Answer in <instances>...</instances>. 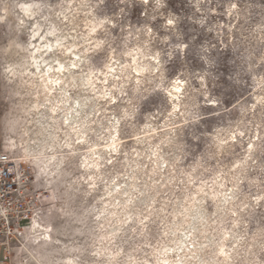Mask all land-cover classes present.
Wrapping results in <instances>:
<instances>
[{"label":"rangeland","instance_id":"rangeland-1","mask_svg":"<svg viewBox=\"0 0 264 264\" xmlns=\"http://www.w3.org/2000/svg\"><path fill=\"white\" fill-rule=\"evenodd\" d=\"M86 1L91 12L103 18V26L94 33L100 44L88 54L92 67L103 69L110 52L118 63L124 50L135 49L138 45L145 52H157L159 56L158 69L146 72L138 88L127 82L123 84L122 92L116 94L115 100L108 104L102 100L99 105L106 109L107 114L110 110L118 113L121 106L128 107L129 113L118 123L120 149L131 151L135 145V132L139 131L141 136V128L147 123L159 131L163 129V122L166 123V117L171 112L167 89L174 83L182 84V107L190 112L185 115L186 120L181 119L176 125L174 141L178 143L180 157L174 167L175 170L181 168L188 172L194 164H200L196 169L197 177L186 191L190 192L193 185L201 181L212 185L214 173L219 170L227 178L224 187L229 188L233 185V181L228 179L234 171L232 165L241 160L246 169L235 189L236 193L239 197L244 194L249 196L251 201L257 194L261 197L257 204L250 203L242 211L245 224L238 227L243 231L245 243L259 230L263 231L264 102L253 101L255 94H264V59H259L264 51V0ZM24 2L37 3L40 11L33 21L46 26L51 13L65 5V0H0V123H4L10 113L17 112L19 108L14 90L17 76L7 80L3 66L13 48L8 46L9 39L21 44L28 40L24 22L17 21L18 6ZM77 2L72 0L71 4L76 6ZM82 16L78 12L75 16L77 23H66L62 30L82 34L85 27L78 20ZM145 61L154 63L150 55ZM192 101L195 104L189 106ZM175 119H180V116L176 115ZM218 132L222 135L235 132L236 137L225 143L221 152L215 153L213 135ZM96 138L93 131L89 133L91 141H96ZM250 141L255 142V146L251 156L246 158ZM74 148L57 153L62 158V165L54 171V181H58V185L55 183L51 192L45 195H39V188L33 183L36 180L32 178L34 170L29 167L22 171L30 195L37 197L39 204V209H34L32 215L41 212L50 224L54 238L53 243L37 247V260L28 264H61L65 255H73L77 264H104V256L95 253L100 232L105 227H99L101 218L93 216L100 204L96 196L100 193L101 182L96 184L94 194H86L87 172L78 162L85 148L82 145ZM123 154H117L112 161L101 165V169H108L109 173L121 170ZM182 188V182L178 181L164 212L157 208L158 201L154 203V210L144 221V227L137 225L138 216L133 214L116 231L107 244L109 252L117 253L115 264H127L132 255L138 262L145 259L152 261L153 257L148 253L164 239L162 230L165 224L160 221V215L168 219L170 205ZM166 194L163 193V196ZM205 207L211 210L212 201L207 200ZM235 217L229 213L215 225L220 230H228ZM13 247L8 260L0 251L1 262L10 264V257L14 256L17 247L16 241ZM258 247L252 260H246L244 264H264V242Z\"/></svg>","mask_w":264,"mask_h":264},{"label":"bare ground","instance_id":"bare-ground-1","mask_svg":"<svg viewBox=\"0 0 264 264\" xmlns=\"http://www.w3.org/2000/svg\"><path fill=\"white\" fill-rule=\"evenodd\" d=\"M71 3L72 0H65V5L55 9L48 19V26L33 21L40 11L36 2L21 3L17 21L24 22L28 40L24 44L14 39L8 41V46L13 48L3 70L7 80L17 76L14 90L19 108L17 112H11L4 123H0V148L10 157L21 185L27 187L22 171L31 167L34 170L32 178L36 179L33 183L39 188V195L51 192L58 182L54 181V171L62 165V158L57 153L82 145L85 151L79 155L78 162L87 172L86 194H94L96 184L101 182L100 193L96 196L100 204L93 216L101 218L99 227H105L100 232L95 253L104 256V264L116 262L117 253L109 252L107 248L116 231L133 214L138 216L137 225L143 226L156 201V207L164 212L178 181L184 188L171 203L168 219L160 215V221L165 224L162 230L164 239L148 251L152 261L143 259L140 263L132 255L127 264H244L246 260H252L256 248L264 242V230H259L245 243L243 231L238 227L245 224L242 211L250 203L257 204L261 197L257 194L251 201L249 196L244 194L239 197L235 191L246 164L237 160L232 165L234 171L228 179L233 181V185L229 188L224 187L227 178L219 170L214 173L212 185L201 181L193 185L190 192L186 191L197 177L196 169L200 164H194L188 172L181 168L175 170L174 167L180 157L178 143L174 141L176 125L181 119L186 120L185 115L190 112L182 107L180 83H174L167 89L171 112L166 117V123L163 122V129L159 131L147 123L141 128V136L139 131L135 132L133 149L121 150L118 123L129 113L128 107L121 106L118 113L110 110L107 114L106 109L99 105L102 100L105 104L115 100L116 94L122 92V86L127 82L138 88L146 72L158 69V53H147L138 45L135 49L124 50L118 63L110 52L103 69L92 67L88 54L100 44L94 33L103 26V18L91 12L86 0H78L76 6ZM78 12L83 14L78 20L83 22L85 31L82 34L63 31L64 24L77 23L75 16ZM148 55L154 63L145 61ZM259 56L260 60L264 59V51ZM253 102H264V94H255ZM194 104L192 101L189 106ZM176 115L180 119H175ZM92 131L96 141L89 139ZM156 135L158 137L153 139ZM235 137V132L214 134L215 153L221 152L223 145ZM254 146L255 142L250 141L246 158L251 156ZM119 153H124L121 170L109 173L108 169H101V165L112 161ZM165 192L167 194L163 196ZM207 200L212 201L211 210L205 207ZM229 213L236 215L233 225L228 230L218 229L215 223L223 221ZM32 214L30 222L5 242L7 260L14 248L13 243L17 242L10 264L36 261L37 247L54 241L51 226L41 212ZM77 263L73 255H65L61 259V264ZM0 264L5 263L0 261Z\"/></svg>","mask_w":264,"mask_h":264},{"label":"built area","instance_id":"built-area-1","mask_svg":"<svg viewBox=\"0 0 264 264\" xmlns=\"http://www.w3.org/2000/svg\"><path fill=\"white\" fill-rule=\"evenodd\" d=\"M20 180L10 157L0 148V251L4 258L5 242L30 222L34 209H39L37 197H32Z\"/></svg>","mask_w":264,"mask_h":264},{"label":"snow or ice","instance_id":"snow-or-ice-1","mask_svg":"<svg viewBox=\"0 0 264 264\" xmlns=\"http://www.w3.org/2000/svg\"><path fill=\"white\" fill-rule=\"evenodd\" d=\"M168 23H169V24H171V23H172V21H171V20H169V21H168Z\"/></svg>","mask_w":264,"mask_h":264}]
</instances>
